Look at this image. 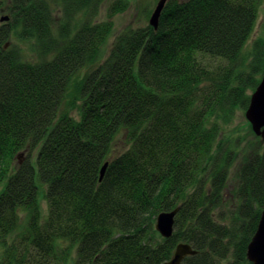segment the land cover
Returning <instances> with one entry per match:
<instances>
[{"label":"trees","instance_id":"obj_1","mask_svg":"<svg viewBox=\"0 0 264 264\" xmlns=\"http://www.w3.org/2000/svg\"><path fill=\"white\" fill-rule=\"evenodd\" d=\"M100 4L0 0L9 18L0 24V264H163L178 244L195 252L182 264H250L264 144L254 136L239 156L220 141L260 81L264 43L241 57L259 0H168L156 31L125 29L78 82L74 120L61 112L69 84L127 8L117 1L92 23ZM18 41L31 43L35 62ZM176 208L163 239L155 218ZM20 212L24 233L9 243Z\"/></svg>","mask_w":264,"mask_h":264},{"label":"rangeland","instance_id":"obj_2","mask_svg":"<svg viewBox=\"0 0 264 264\" xmlns=\"http://www.w3.org/2000/svg\"><path fill=\"white\" fill-rule=\"evenodd\" d=\"M117 1H125L127 3V8L125 11L116 14L112 19V31L110 36L105 40L103 45L101 46L95 60L91 64H87L79 73L74 76L70 82V86L67 89L64 102L61 108V112H66L69 114L74 120L78 119V87L81 79L83 76L90 72L92 68L100 63H102L105 58L108 56L110 51L111 45L114 41V38L124 31L127 28H141L148 25L149 17L158 2V0H101L100 7L98 9V15L95 19L91 22H102L107 20L108 18V9L112 4ZM0 11V18L4 17ZM84 15H79L75 18V24L81 25L84 21ZM9 20V19H8ZM7 20V21H8ZM74 26V25H73ZM75 27V26H74ZM260 42L264 43V0H259L258 10H257V17L256 22L254 24L253 30L250 34V37L246 41L242 51L241 57L245 59L246 57L249 58V54L251 52V48L253 43ZM19 49L22 51L24 61L35 62L36 57L34 50L31 48L30 42H20L17 43ZM249 95V91H247ZM221 142L226 144L227 147L233 149L236 147V152L239 156L242 154L243 151H246V147L249 145L255 144L257 141L254 139V135L252 134L249 125L244 117V112L238 111L232 120L226 126L221 127ZM123 140L119 137L115 138V150L114 153H120L123 150ZM250 152V149H249ZM26 157V152L20 151L17 153L16 159L19 164H21ZM35 167V164H33ZM35 185L38 191V202L40 204L42 216L45 217L47 213V205L43 199V192L44 187L42 186L41 182L38 179L36 167H35ZM5 182V181H4ZM4 182L0 185V190L4 186ZM230 182H232L230 180ZM231 184V183H230ZM27 214L26 212L19 213V227L18 229L9 237V243L18 240V238L24 233V227L26 226L27 222Z\"/></svg>","mask_w":264,"mask_h":264},{"label":"water","instance_id":"obj_3","mask_svg":"<svg viewBox=\"0 0 264 264\" xmlns=\"http://www.w3.org/2000/svg\"><path fill=\"white\" fill-rule=\"evenodd\" d=\"M167 0H158L148 20V26L154 31L157 30L161 13ZM8 16L0 18V23L6 22ZM245 119L249 122L253 133L261 138L264 143V65L261 81L254 93L250 96L249 106L245 111ZM107 164H104L100 171L99 181L102 180ZM178 208L171 212H162L156 216L154 230L163 239L171 237L173 232L174 219ZM195 255V252L185 244L176 245L172 257L163 264H182L186 257ZM246 259L250 264H264V210L261 212L255 234L251 238L246 249Z\"/></svg>","mask_w":264,"mask_h":264},{"label":"bare ground","instance_id":"obj_4","mask_svg":"<svg viewBox=\"0 0 264 264\" xmlns=\"http://www.w3.org/2000/svg\"><path fill=\"white\" fill-rule=\"evenodd\" d=\"M158 28V27H157ZM263 65H264V61H263ZM262 72H263V70H262ZM261 76H262V73H261ZM260 81H261V77H260ZM260 81H259V83H260ZM259 83H258V85H259ZM257 85V86H258ZM256 86V87H257ZM256 89V88H255ZM255 89L253 90V91H250L249 92V99H250V96L254 93V91H255ZM248 106H249V104H248ZM248 108V107H247ZM247 108H246V110H247ZM246 110H244V111H242V112H244V117H245V111ZM246 120V119H245ZM247 121V120H246ZM247 123L249 124V122L247 121ZM249 126H250V124H249ZM250 130L252 131V129H251V126H250ZM252 134L255 136V137H257L254 133H253V131H252ZM257 138H259V137H257ZM260 139V141L262 142V140H261V138H259ZM221 142V141H220ZM263 143V142H262ZM264 144V143H263ZM103 223H105V222H103Z\"/></svg>","mask_w":264,"mask_h":264}]
</instances>
